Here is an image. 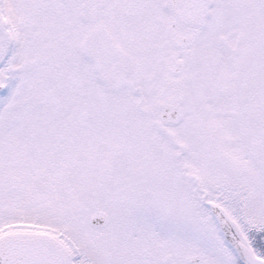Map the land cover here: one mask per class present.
<instances>
[{"label": "snow or ice", "instance_id": "6c2138e0", "mask_svg": "<svg viewBox=\"0 0 264 264\" xmlns=\"http://www.w3.org/2000/svg\"><path fill=\"white\" fill-rule=\"evenodd\" d=\"M0 264H264V0H0Z\"/></svg>", "mask_w": 264, "mask_h": 264}]
</instances>
